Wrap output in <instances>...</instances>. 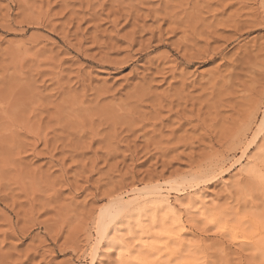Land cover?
<instances>
[{
  "label": "rangeland",
  "instance_id": "374dc122",
  "mask_svg": "<svg viewBox=\"0 0 264 264\" xmlns=\"http://www.w3.org/2000/svg\"><path fill=\"white\" fill-rule=\"evenodd\" d=\"M263 112L264 0H0V264H264Z\"/></svg>",
  "mask_w": 264,
  "mask_h": 264
},
{
  "label": "bare ground",
  "instance_id": "6f19581e",
  "mask_svg": "<svg viewBox=\"0 0 264 264\" xmlns=\"http://www.w3.org/2000/svg\"><path fill=\"white\" fill-rule=\"evenodd\" d=\"M255 119H253V121ZM257 127L258 128L256 130H254V132L252 131L253 133L251 132V135H249V137L246 136L245 132H240L241 131L240 129L238 131L233 132L230 136L231 143L235 144V143L240 142L241 139H244V140L248 139V140H246L247 144L244 147V150H246L248 147H250L251 145L258 142V140H259L258 132H260V128L264 127V112H263L262 117L259 121V126H257ZM256 145H257V143H256ZM260 147H262V149L260 151L258 150L260 152L259 155L261 156V158L264 161V139L263 138L261 140ZM258 162H260V161H258ZM196 188H197V186H196ZM138 207L139 206H137L136 204L132 205L131 202H129L127 204L126 203H119L118 205H114V204L111 205L110 204L107 211H106V217H108L109 221L115 219V221L125 223V222H128V215H130L132 212H134L137 209L140 210V208H138ZM141 208H143V210L147 209L149 211V225L142 230V233H147L146 235H153V236L158 235L159 233L161 234V232L152 230L158 224H160V226L163 229H166V230L168 229V227L163 226V225H165L171 221L168 218L171 216L170 213L172 214L173 209H171L172 205H171L169 199L166 196H163L159 190H156L154 195L150 196L149 201H147L145 203V205L141 206ZM105 224H103L99 228L98 234H99L100 240L106 241L107 247H105V248H107V249L105 250V253L108 254L109 252L115 250L116 246L121 247L118 244L123 241V237L116 232H113L111 235L108 234L106 227H105L106 226ZM155 248H156V245H155Z\"/></svg>",
  "mask_w": 264,
  "mask_h": 264
}]
</instances>
